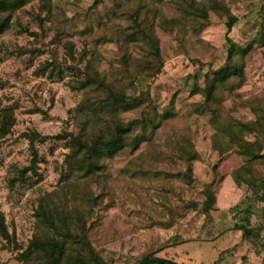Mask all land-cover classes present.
Listing matches in <instances>:
<instances>
[{
    "label": "rangeland",
    "instance_id": "374dc122",
    "mask_svg": "<svg viewBox=\"0 0 264 264\" xmlns=\"http://www.w3.org/2000/svg\"><path fill=\"white\" fill-rule=\"evenodd\" d=\"M141 3L156 11L164 68L154 78L131 82L120 63L127 54L121 33ZM225 4L238 18L229 34L226 17L210 11L192 25L167 0H52L49 13L34 1L12 16L9 28L0 33V125L3 119L13 123L7 135H0V209L12 237L8 242L0 236V264H25L20 255L38 234L40 198L61 185L67 142L35 140L32 145L29 137L81 128L77 109L83 92L69 83L81 78L85 53V61L98 59L97 68L115 82L119 95L149 94L147 102L158 115L173 101L175 112L147 130L149 138L139 149L110 157L103 177L90 184L92 199L81 207L96 251L109 264H139L149 254L183 264H264V157L254 164L256 185L237 186L232 175L247 161L216 137L201 92L208 80L230 71V46L247 48L257 37L264 0ZM133 55L143 54L134 48ZM245 61L242 88L235 94L221 91L213 102L220 106L216 116L236 123L257 119L242 101L264 98V47ZM132 65L128 59L131 72ZM121 116L128 122L141 115ZM257 140L264 155V136H246L248 142ZM34 149L39 153L37 173L21 177ZM138 165L144 173L132 175ZM236 224L254 235L243 237Z\"/></svg>",
    "mask_w": 264,
    "mask_h": 264
},
{
    "label": "trees",
    "instance_id": "16d2710c",
    "mask_svg": "<svg viewBox=\"0 0 264 264\" xmlns=\"http://www.w3.org/2000/svg\"><path fill=\"white\" fill-rule=\"evenodd\" d=\"M37 1L41 8L48 13L52 9V0H0V33L10 26L12 16L31 2ZM164 2L166 0H159ZM171 2L177 15L192 25L213 12L227 18L228 34L238 22V18L230 12L225 0H167ZM131 25L121 34L126 56L121 59L126 66L124 75L131 82L158 76L164 68L161 56L160 39L157 35V14L149 5L141 3L131 16ZM164 23L167 21L162 20ZM264 47V21L260 25L257 37L247 48L230 46L227 63L230 71L227 75L214 78L201 90L204 97V114L209 113V121L215 128L218 139L227 140L230 147L246 159V163L237 169L232 177L237 186L254 187L258 180L255 162L263 158V144L257 140L246 141V136L261 134L264 136V98L255 97L242 101L243 107L251 108L257 119L249 122H234L221 116H216L219 107L214 105L217 93L226 90L237 93L246 81V58L252 51ZM134 48L142 52L136 58ZM131 55H133L131 57ZM237 55L239 58H236ZM71 58H74L72 53ZM83 54L85 65L80 69L81 78L70 81L73 90L83 92V101L77 109V117L83 119L81 128L76 132L67 131L63 134L50 136L29 137L32 145L35 140L44 144L51 139L67 142L69 153L65 156L64 166L58 189L40 198L36 211L38 234L32 239L27 249L20 255L25 264L37 262L41 264H109L93 246L88 233V225L82 213L83 203L92 199L91 183L97 184L106 168V161L125 149H139L149 138L147 130L156 128L162 121L175 115L174 102L164 115L154 113V107L147 102L149 94H121L115 82L101 72L94 57L87 59ZM88 58V57H87ZM131 59L133 71L128 68L127 61ZM54 69V68H53ZM52 69V70H53ZM43 69L41 71H45ZM239 99V98H238ZM235 99V102L238 101ZM149 109V111H148ZM212 110V111H210ZM140 111V118L128 122L122 119V113ZM211 112V113H210ZM212 115V117H211ZM161 118V119H158ZM159 120V121H158ZM12 122V121H11ZM158 122V123H156ZM13 123L3 119L0 125V135L4 137L10 132ZM142 132L143 137H138ZM146 135V136H145ZM141 136V135H140ZM141 138V139H140ZM149 140V139H148ZM31 165L21 172L25 177L27 172L36 174L39 153L32 151ZM127 172L131 168L125 169ZM143 165L133 171L132 175L143 174ZM264 198V195H262ZM57 199V202H54ZM207 207L209 201H207ZM206 207V208H207ZM209 210V209H208ZM211 210V209H210ZM234 229L243 232V237L253 236V231L244 225L236 224ZM0 236L11 241L12 237L6 222L4 212L0 209ZM139 264H183L175 260L157 257L149 254L143 257Z\"/></svg>",
    "mask_w": 264,
    "mask_h": 264
}]
</instances>
